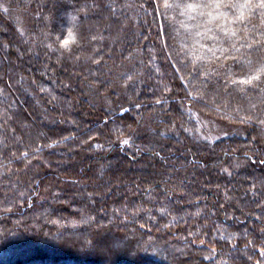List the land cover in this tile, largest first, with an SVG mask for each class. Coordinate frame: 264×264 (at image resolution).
Returning a JSON list of instances; mask_svg holds the SVG:
<instances>
[{"label":"trees","instance_id":"obj_1","mask_svg":"<svg viewBox=\"0 0 264 264\" xmlns=\"http://www.w3.org/2000/svg\"><path fill=\"white\" fill-rule=\"evenodd\" d=\"M172 263L264 264V4L0 0V264Z\"/></svg>","mask_w":264,"mask_h":264},{"label":"rangeland","instance_id":"obj_2","mask_svg":"<svg viewBox=\"0 0 264 264\" xmlns=\"http://www.w3.org/2000/svg\"><path fill=\"white\" fill-rule=\"evenodd\" d=\"M140 45H141V43L134 42V43L131 44L130 49L128 51L131 52L134 49H136V47L137 48L140 47ZM90 82L92 83L93 81L90 80ZM92 84H94V83H92ZM71 85H73V82H71ZM102 89H103L102 92L103 93H106L108 91V89H109V86H104V87H102ZM82 95H84V96H87L88 95V97L92 100V97L90 96V94L88 92L87 93L86 92H83ZM80 96H81L80 90L79 91L77 90L76 92H73V97L75 98V100L78 99ZM94 101H96V99ZM52 103L54 104V102H52ZM87 106H89V105H87ZM141 112L145 113V110L143 109V110H141ZM32 115H33L34 118H38L34 114H32ZM57 115H58V113H57ZM72 120L75 121L74 118H72ZM200 120H201L200 124H201L202 128L204 129V132L206 131V129H208L207 131H209L211 133V136H213V137L214 136L223 135L224 133L225 134H228L230 132V131H226L224 129L221 130L220 128L217 129V127H219L221 124L220 125L218 123H215L214 124L213 122L209 123L210 120L201 119V117H200ZM215 127H216V130L213 131V128H215ZM209 129H212V131L209 130ZM108 246H110V248H111L110 243L108 244ZM115 247H116V244H114V241H113L112 242V248L113 249H116ZM103 250H104V252L106 251L105 248Z\"/></svg>","mask_w":264,"mask_h":264},{"label":"snow or ice","instance_id":"obj_3","mask_svg":"<svg viewBox=\"0 0 264 264\" xmlns=\"http://www.w3.org/2000/svg\"><path fill=\"white\" fill-rule=\"evenodd\" d=\"M261 3L264 4V0H261ZM71 39H74V37H72L71 33H69V39H65V40H63V41L61 42V43H62V46L67 47L68 44L70 43V40H71ZM247 83H251V79H249V80L247 81ZM124 143L126 144V143H128V141L125 140Z\"/></svg>","mask_w":264,"mask_h":264}]
</instances>
